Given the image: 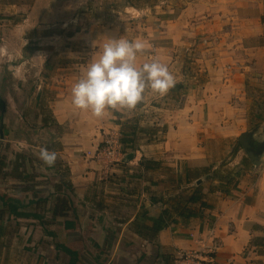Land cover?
Listing matches in <instances>:
<instances>
[{"label":"crops","instance_id":"1","mask_svg":"<svg viewBox=\"0 0 264 264\" xmlns=\"http://www.w3.org/2000/svg\"><path fill=\"white\" fill-rule=\"evenodd\" d=\"M84 2L0 0V192L12 186L14 198L24 196L0 195V264H176L184 251L213 264H264V113L257 111L264 109V0H165L163 18L155 19L162 37L148 38L155 42L149 68L132 47L114 46L116 34L101 36L84 66L48 68L39 61L46 53L28 49L31 26L74 28ZM176 9L181 15L173 18ZM57 72L71 73L58 81ZM256 76L263 85L252 95ZM11 78L17 90L34 80L21 103L7 92ZM11 114L29 139L48 142L32 151L58 162L57 173L66 167V195L45 196L31 170L46 162L29 147L14 148ZM129 128L136 130L125 134ZM114 134L125 158L107 173L88 152ZM128 139L134 142L126 146ZM143 160L158 166L146 169ZM199 187L209 208L190 202ZM2 197L27 218L3 209ZM73 200L82 210L66 211ZM46 204L50 211L41 214ZM178 204L200 215L184 220Z\"/></svg>","mask_w":264,"mask_h":264},{"label":"rangeland","instance_id":"2","mask_svg":"<svg viewBox=\"0 0 264 264\" xmlns=\"http://www.w3.org/2000/svg\"><path fill=\"white\" fill-rule=\"evenodd\" d=\"M179 2V0H178ZM165 0H85V2L78 8L77 12V18L78 22L75 24V27L72 28L69 26L68 28H63L61 25L58 26H50V28H40L31 26L30 30L32 31L29 33L30 40L28 49H37L40 48L43 54L46 53V58H39V61L41 63H44L48 68L55 70L59 67H71L72 70L78 69L82 66H84L88 59H86L87 53L89 51H94L96 49L101 48L102 40L100 37L106 34H116L121 35L117 41H111L114 43V46H119L122 48H133L135 49L138 56L136 58V62L140 63V61L146 59V62L143 61V66L150 67L148 64V54L149 52H152L153 50V44L155 43L150 42L149 39L150 35H156L157 38L162 37L161 28L162 22H157L155 19H159L164 14L165 10ZM155 7H157L155 9ZM181 9H176L174 14H171V16L178 17L181 15ZM163 18V17H161ZM155 24V25H154ZM149 25L153 26L154 28H157L156 31L149 29ZM37 26V25H36ZM117 30V31H115ZM160 30V31H159ZM75 31V32H74ZM85 33L87 35H90L91 37H95L93 40L89 42H83L82 40H70L69 35L71 34H79V32ZM39 34L42 35V37H39ZM123 34V35H122ZM161 41V40H160ZM110 42V41H109ZM158 44H164L163 41L159 42ZM168 44L172 45L170 41L167 42ZM22 49V47H21ZM178 50V57L180 60L182 59V54L185 55L184 50H181L180 48H177ZM33 52V51H28ZM67 54V55H65ZM151 54V55H152ZM200 54V53H199ZM199 56V55H198ZM174 58L175 57H171ZM187 58H185L186 60ZM194 59V57H193ZM188 63V61H186ZM76 66L78 68H76ZM140 66V65H139ZM145 68V69H148ZM143 71V70H142ZM145 71V70H144ZM71 72H57V75H54L53 77L57 76L58 81H62L66 78V74H69ZM144 80L148 83L152 81L150 76H148V73L142 74ZM90 75H84V78H88ZM204 76H201L199 79L202 80ZM31 84H29L28 88L26 89H14V81L12 78L8 81V84L10 85V89H7L8 93H11L13 95H16L19 103H21L22 100H25V96L29 94L30 89L32 87L33 79L30 80ZM262 79L258 76L252 77L250 79V92L252 95H255V91L257 89H260L262 87ZM54 92H50L49 94H52ZM50 96V95H49ZM51 97V96H50ZM5 105V104H4ZM8 105H5V107ZM263 108L258 107L257 111L258 114L263 112ZM47 118H49L48 115H46ZM21 120H23L21 118ZM8 122L11 125L10 131V139L14 140L13 145L14 148L17 150L20 146L23 147H29L26 152L34 153L32 155H35L39 158H41V162H46L47 156L43 155L40 151L34 152L33 150H36L35 146H44L48 144L45 140L41 141L36 138V136L33 139H29V133L28 130H24L21 127V122L16 118V115H9ZM252 123L255 124V121ZM28 124V123H27ZM26 124V125H27ZM55 132V130H53ZM58 134V132L56 133ZM53 139H57V135H54ZM252 139V138H251ZM262 141H264V138H261ZM28 141V142H27ZM50 141V140H49ZM52 143V140L50 141ZM251 146L254 147L252 142L250 141ZM241 146H244L243 143H241ZM261 146V145H260ZM252 147V148H253ZM256 149V148H255ZM256 151V150H254ZM52 159H57L56 156H51ZM40 162V163H41ZM57 163L52 161L50 164L46 162V164H38V168L32 169L31 171L37 174L38 181H41V187L44 188L45 196H50L53 198L59 197L58 193H61L63 195H66L68 193L67 190H71L70 188V182L68 180L69 174L68 170L65 168H61L60 172L57 173ZM63 166V165H61ZM33 177L35 178L34 174ZM60 177V178H58ZM5 175L3 173H0V183L4 184L5 181ZM58 180V181H57ZM57 183H60L61 189H57L58 185ZM4 187V185H1ZM28 186V185H27ZM29 187V186H28ZM39 187V186H38ZM4 191L0 192L3 193L7 200L9 199V196L12 200H24L23 198H14L12 195H15L16 189L12 186H9V189L3 188ZM1 191V190H0ZM31 194L34 195V192L31 191ZM64 198L62 195L60 196ZM8 201L4 200V197H2V203H7ZM19 202V201H18ZM20 204V202H19ZM71 209V211H77L82 210L79 202L73 200V205L70 207L67 205L66 211ZM41 214L45 212H49L50 209L48 208V205L40 207ZM75 213V212H74ZM208 256V255H207ZM205 260L211 262L213 264L214 261H212V257H204ZM210 264V263H209Z\"/></svg>","mask_w":264,"mask_h":264},{"label":"trees","instance_id":"3","mask_svg":"<svg viewBox=\"0 0 264 264\" xmlns=\"http://www.w3.org/2000/svg\"><path fill=\"white\" fill-rule=\"evenodd\" d=\"M74 36H75L74 34H71V35H69V38H73ZM128 102H129V104L132 107L133 106L140 107V103L136 102L132 98H128ZM263 113H264V111H263ZM258 116H263V117H260V119H264V114L263 115H258ZM2 118H3V116H2ZM254 126L255 125H252V127H254ZM134 130H136V129L129 128V129L125 130V134L132 133ZM131 142H134V139L124 140V143H125L126 146H129ZM251 142L254 145V147H253V146H251V143H250L251 147L256 148V149L260 148V144L254 138L251 139ZM256 151H258V150H256ZM142 165L146 166V169H151V168H155V167L158 166V164L156 162H148L146 160H143ZM195 172L196 173H205V172H207V169H200V170H196ZM191 174H193V171L192 170H188V177ZM238 183H239V179L237 180L236 185ZM202 198H203V192H202L201 187H199L198 189H196L194 195L190 198V202H192V203H201L202 207L204 209L209 208V206L206 205L205 202L202 201ZM8 208H9V210H11L15 214V216L17 218H27V215L22 213L20 208L15 207L14 205H10V204L8 205V203H5L3 205V209H8ZM33 209L30 208L28 210L30 212H34ZM0 211H2L1 208H0ZM174 211H175V213H178L184 220H190L191 218L198 217L200 215L197 211H193V210L189 209L186 206L183 207L181 204H178L176 207H174ZM167 214H168L167 211H165L164 215H167ZM156 225H157V229L158 230L163 228L166 225V220L164 219V217H162L161 219L156 221Z\"/></svg>","mask_w":264,"mask_h":264},{"label":"built area","instance_id":"4","mask_svg":"<svg viewBox=\"0 0 264 264\" xmlns=\"http://www.w3.org/2000/svg\"><path fill=\"white\" fill-rule=\"evenodd\" d=\"M152 138L155 140L156 136L152 134ZM20 148L24 147L20 146ZM88 157L98 162L108 173L110 169L122 162L125 158L121 143V134L112 135L110 139L106 141L105 147L98 149L95 152H88ZM175 261L176 264H211V262L208 263L207 260L200 256L186 251L178 253L175 256Z\"/></svg>","mask_w":264,"mask_h":264}]
</instances>
